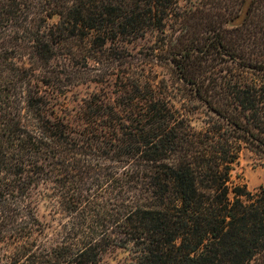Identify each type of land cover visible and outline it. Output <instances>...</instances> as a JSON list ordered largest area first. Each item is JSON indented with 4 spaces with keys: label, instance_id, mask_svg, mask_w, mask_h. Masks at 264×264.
I'll return each mask as SVG.
<instances>
[{
    "label": "trees",
    "instance_id": "trees-1",
    "mask_svg": "<svg viewBox=\"0 0 264 264\" xmlns=\"http://www.w3.org/2000/svg\"><path fill=\"white\" fill-rule=\"evenodd\" d=\"M263 110L264 0H0V264H264Z\"/></svg>",
    "mask_w": 264,
    "mask_h": 264
},
{
    "label": "rangeland",
    "instance_id": "rangeland-1",
    "mask_svg": "<svg viewBox=\"0 0 264 264\" xmlns=\"http://www.w3.org/2000/svg\"><path fill=\"white\" fill-rule=\"evenodd\" d=\"M224 64V63H223ZM168 72V70L164 71ZM174 86L171 94L175 103L181 105L182 98H179V91ZM178 96V97H177ZM193 124L198 128L207 126L208 122L214 121L215 117L208 112L202 113L200 109L193 107V113L190 114ZM258 124L261 126L260 137L262 141H256L250 144L240 142L239 155L237 160L231 165L230 185L232 187L241 186L247 190L256 192L264 186V110L258 116ZM238 144V143H237ZM233 194V193H232ZM40 216L45 222L51 220L49 209L43 205L40 207ZM49 232H52L53 228ZM96 264H131L128 251L119 248H110L104 254L100 262Z\"/></svg>",
    "mask_w": 264,
    "mask_h": 264
}]
</instances>
